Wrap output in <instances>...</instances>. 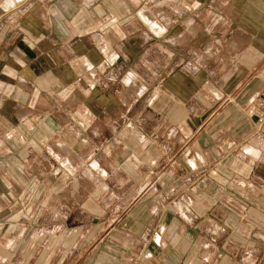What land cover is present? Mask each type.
<instances>
[{
    "label": "crops",
    "instance_id": "obj_1",
    "mask_svg": "<svg viewBox=\"0 0 264 264\" xmlns=\"http://www.w3.org/2000/svg\"><path fill=\"white\" fill-rule=\"evenodd\" d=\"M217 44L234 72L206 69ZM215 83L235 98L199 117ZM263 86L264 0H0V172L49 157V224L27 249L0 175V264H264V145L244 108Z\"/></svg>",
    "mask_w": 264,
    "mask_h": 264
},
{
    "label": "rangeland",
    "instance_id": "obj_2",
    "mask_svg": "<svg viewBox=\"0 0 264 264\" xmlns=\"http://www.w3.org/2000/svg\"><path fill=\"white\" fill-rule=\"evenodd\" d=\"M119 30V29H118ZM120 31V30H119ZM225 50H227V46H225L224 44H217L215 47H213L212 49L207 51V48L203 49L201 51V55L205 58V62H208L206 69H208L210 72H234L233 71V63L230 60H225L222 57V54L224 52H226ZM153 52L159 54L160 49L158 48V46H155V48H153ZM155 55V54H154ZM153 55V57H154ZM209 56H212V58L214 59H210ZM155 57L157 58L158 56L155 55ZM207 60H211V61H207ZM112 65L111 68H109V70L111 71L112 69ZM145 68H143V66L141 67V70H144ZM202 72H206V71H202ZM251 72H256V71H251ZM128 80V79H127ZM134 81L136 83L137 82V78L135 76L130 77V81ZM134 83V84H136ZM133 84V87L137 88L135 85ZM139 83H138V87H139ZM131 86V85H130ZM218 84L215 83V85L213 86L214 88H212L211 92H207V90H202L200 91L201 96H200V101H196V104L194 103V114L197 113V115L199 117H208L210 115V113H212L215 109H211V108H207V103H212V102H216L219 100H225L228 101L230 100V98H235V94H230V96H228L227 94H224V97H222L221 99H219L218 97L221 96V94L218 92V88H217ZM264 87V86H263ZM263 87H258L256 90H259ZM123 88V92H121L120 97H117V102L119 104H121L122 106L120 107V111L123 113H128V105L126 104L128 102V93H126V82L123 86H121V89ZM255 90V91H256ZM138 91V90H137ZM141 91V89H140ZM254 91V92H255ZM252 92L244 101V108L246 109V104L248 101V98L254 93ZM137 97V96H136ZM136 99V98H135ZM125 103V105H123ZM247 111V109H246ZM173 132L174 129L171 131V138L173 139L176 134L173 137ZM234 140V139H233ZM238 143V141L235 140V142L233 141L232 144L236 145ZM31 155H26L25 157H22L18 154L16 155H11L9 158H7V167L8 171L4 174L3 171L0 172V175H2V178L5 176V179L9 182L10 186L9 189L6 190L5 188H3L1 191L7 192V195L5 196V198H7V207L3 208V213L7 214L8 220L10 223H7V233L9 234V236H11L17 228H23L24 230L28 231V233L25 235L24 237V241H23V245L25 246V249L29 248L31 246V243L38 240L39 233H38V225H48L49 224V220H48V216L47 215H43L40 217L38 216V212L39 209L42 206L38 205L39 199L42 196V192L43 189L41 188V182L43 180H47V177L40 173V172H44L45 171V165L48 163L49 157H44L41 154H37L35 151H31L29 149ZM86 157V156H85ZM187 158H191V157H187ZM0 167L3 169L4 165H3V159L5 158H0ZM176 158H171L169 159V162H173ZM83 163L86 161H88V158H83ZM101 160L104 161L105 164H108L104 158H101ZM20 166H22L21 170H22V176L20 174L19 171H16V167H18L20 169ZM16 173L18 174V177L21 176V179L23 180V185L20 188H16L17 190L14 189V187H12V182H14ZM4 175V176H3ZM116 176L118 174H115ZM120 176H126L125 174H119ZM154 175V174H153ZM83 177L84 174H83ZM92 176H87V180H92L91 179ZM158 177V176H157ZM11 188V189H10ZM59 192V190H57ZM56 191V192H57ZM126 190H124L121 193H125ZM10 193H13V195H10ZM65 202V200H63ZM66 203H68V200L66 201ZM69 204V203H68ZM40 207V208H39ZM45 206H43L44 208ZM126 205L121 204L120 208L121 210L126 209ZM39 208V209H38ZM85 214V213H83ZM83 219L85 220L86 223H92L93 221L90 218H85L83 217ZM88 219V220H87ZM12 220V221H11ZM14 220H17L18 222H14ZM4 225V227H5ZM44 235H42L41 237V241L42 244L47 245L49 243V237L43 238ZM94 240V237L89 238L87 241H85L86 245L84 246H89ZM54 244H58L57 242H54ZM141 258L137 259L139 261Z\"/></svg>",
    "mask_w": 264,
    "mask_h": 264
},
{
    "label": "built area",
    "instance_id": "obj_3",
    "mask_svg": "<svg viewBox=\"0 0 264 264\" xmlns=\"http://www.w3.org/2000/svg\"><path fill=\"white\" fill-rule=\"evenodd\" d=\"M246 109L256 123L257 131L261 132L259 142L264 145V87L248 98Z\"/></svg>",
    "mask_w": 264,
    "mask_h": 264
}]
</instances>
